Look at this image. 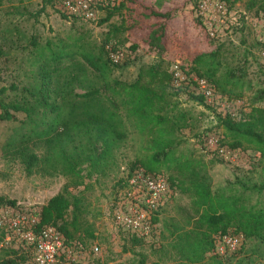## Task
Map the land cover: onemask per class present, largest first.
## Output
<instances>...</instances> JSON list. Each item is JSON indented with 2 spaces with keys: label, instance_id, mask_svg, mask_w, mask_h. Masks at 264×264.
Wrapping results in <instances>:
<instances>
[{
  "label": "trees",
  "instance_id": "trees-1",
  "mask_svg": "<svg viewBox=\"0 0 264 264\" xmlns=\"http://www.w3.org/2000/svg\"><path fill=\"white\" fill-rule=\"evenodd\" d=\"M7 1L0 0V6ZM167 1L123 0L115 7L104 9L105 17L99 25L109 22L115 14L122 15L123 11L152 23L147 28L139 19L129 25L123 20L120 24L110 23L99 41L90 40V34L86 32L69 38L72 45L60 41L40 44L35 37H30L26 50L32 61L31 68L35 69L30 73L31 82L20 90L15 85L0 87V121H14L15 115L20 113L24 115L20 128L25 129L21 134L15 130L14 136L3 147L4 154L19 159L28 175L39 171L50 174V170L59 169L81 183L84 166L86 176L90 177L105 174L113 164L114 150L127 137L124 122L127 119L139 133L147 136L156 133L161 138L155 142L157 153L153 160L160 162V157L169 160L175 144L170 136L180 129L172 116L178 101L184 98L215 110L196 93L192 82L184 88H172L171 64L164 62L165 54L172 50L178 53L174 59H187L189 63L186 67L181 66L182 71L187 76L205 79L215 96L229 101L243 100L246 91L253 90V79L248 78L247 72L248 51L238 59L236 49L210 38L199 18H195V37L198 39L192 38L190 47L204 39L209 43L203 52L194 53L189 47L184 57L180 49L186 46L178 34L190 26L173 16L175 10L165 8ZM219 1L230 7L244 3L246 12H264V0ZM165 9L169 10L163 12ZM61 17L67 19L64 14ZM71 20L82 19L74 17ZM136 29H146L143 41L151 50H156L157 59L140 65L131 79L121 72L133 65L135 58L125 54L122 62L113 63L106 46L111 44L113 50H125L126 47L130 51L136 50L138 46L130 42L129 36ZM6 34L13 36L9 29ZM15 34L19 35V32L16 30ZM259 45L264 51V41ZM0 56H6V53L0 51ZM77 90L82 92L77 93ZM73 92L74 101H71ZM254 100L257 103L264 101V87L256 91ZM216 122L222 130V147L233 151L252 150L264 158L263 106H253L246 119L236 120L228 114H217ZM208 133L213 131H205L199 136V142ZM29 143H40L45 149L44 155L34 154ZM199 166L186 160L176 167L179 175L185 178L180 181V190L191 199V213L186 216L189 228L176 233L178 243L175 246L182 258L188 262L202 260L215 250L216 239L225 235L264 241V205L259 201L251 202V195H261L264 185L248 186L236 180L213 190ZM136 167L133 164L131 170ZM139 167L148 173L162 175L160 168L150 170L143 162ZM166 179L174 184L173 177ZM7 203L0 196V207ZM84 212L81 196H69L65 192L57 194L41 208L38 229L54 226L70 246L74 245L78 232L93 240L92 224L84 217ZM130 238L133 243L143 240L133 235ZM14 263L6 260L0 264Z\"/></svg>",
  "mask_w": 264,
  "mask_h": 264
},
{
  "label": "rangeland",
  "instance_id": "rangeland-1",
  "mask_svg": "<svg viewBox=\"0 0 264 264\" xmlns=\"http://www.w3.org/2000/svg\"><path fill=\"white\" fill-rule=\"evenodd\" d=\"M198 1L168 0L165 3V8L175 10L173 16L179 22L190 26V29L180 30L178 34L186 46L180 49L183 56L189 49L192 38L198 39L195 37L194 26ZM55 2L56 0H9L0 6V51L6 53V56H0V87L15 85L20 90L31 82L30 73L35 69L31 68L32 61L26 50L30 37H35L40 44L60 41L72 45L69 38L74 39V34L85 32L90 34V40L99 41L110 23L120 24L123 20L129 25L139 19L146 28L152 23L138 18L136 14L129 16L124 11L122 15L115 14L109 22L102 25L98 23L105 17L104 12L95 21H73L61 17L55 8ZM222 21L220 39L215 41L230 44L231 48L237 50L238 59L248 51L247 72L248 78L253 79V90L246 91V96L240 103L230 106L235 111L236 120L246 119L253 106L264 107V101L257 103L254 100L256 91L264 87V51L259 45L264 41V12H246L244 3H236L231 7L227 6V13ZM7 29L10 33L13 32V36L8 37ZM16 30L19 35L15 34ZM130 34V42L136 43L138 47L134 51L126 47L125 54L135 58V62L121 73L133 79L139 66L156 61L157 54L156 50H151L143 41L146 29H136ZM5 36L8 39H4ZM208 43L204 39L190 48L194 53L203 52ZM70 50L74 51V48ZM176 54L177 50L168 52L164 56V62L172 66L178 61L186 67L189 64L187 59H174L178 56ZM66 62L69 63V60ZM12 95L11 93L10 96ZM70 100L74 101V92ZM217 114L218 111L180 99L172 114L180 128L174 136H170L175 142L173 154L169 160L160 157V162L152 157L157 153L155 142L161 138L156 133L150 136L139 133L125 119L127 137L114 150L113 164L105 174H93L90 177L86 176L87 168L84 166L81 183H77L78 180L72 175L62 174L59 169L50 170V174L39 171L28 175L19 159L3 152L4 145L11 140L16 129V133L25 132V129L20 128L24 115L16 114L15 120L11 122L0 121V196L8 201L0 207V213L7 210L12 216L25 214L34 217L57 194L65 192L69 196H81L85 208L84 217L92 224L95 239H87L82 232L75 234L74 264H264V241L259 239H242V245L235 252L219 256L214 250L198 262L183 259L175 246L178 243L176 233L189 228L186 216L191 213V199L180 190V181L185 178L179 175L177 165L186 160L194 165L200 164L201 173L207 176L213 190L236 180L248 186L264 185V158L259 153L236 149L234 162H220L199 142V136L205 131H213L222 137V130L217 127ZM28 147L37 156L44 155L45 149L40 143H29ZM141 162L150 170L157 171L160 168L162 176H171L175 180L173 185L169 183L170 190L164 205L153 217V222L154 218L157 221L153 224L152 235L133 243L130 235L114 222L113 210L119 192L118 182L126 177L133 164L139 167ZM256 201L264 205V192L259 196L254 193L251 195V202ZM69 218L70 215L67 216ZM1 233L0 230V263L13 260L14 264H30L32 250L29 246L17 240L8 241Z\"/></svg>",
  "mask_w": 264,
  "mask_h": 264
},
{
  "label": "built area",
  "instance_id": "built-area-1",
  "mask_svg": "<svg viewBox=\"0 0 264 264\" xmlns=\"http://www.w3.org/2000/svg\"><path fill=\"white\" fill-rule=\"evenodd\" d=\"M121 0H56L55 8L67 19L74 17L84 21H95L106 8L119 5ZM227 13V6L219 0H199L197 4V18L205 27L207 34L214 40L220 39L219 29L222 19ZM109 58L113 63H120L125 56V50H113L112 45L106 46ZM175 61L170 69L172 74V88L180 89L194 85L197 94L203 96L205 102L218 114L235 116L230 106L239 101H229L215 96L210 84L196 75L187 76ZM240 103V102H239ZM221 137L215 133H208L201 137V145L222 162L232 163L235 152L220 145ZM118 197L114 205L113 220L116 225L129 235L138 238H148L153 233V217L164 205L170 190V184L162 175L146 172L141 167L129 171L121 179L118 186ZM39 216L30 217L25 214L12 216L9 212L0 213V230L4 237L17 240L29 246L32 250L30 264H74V246L67 245L63 234L54 226H43L38 229ZM242 236L225 235L215 242V252L225 256L235 252L241 245ZM97 251V248H95Z\"/></svg>",
  "mask_w": 264,
  "mask_h": 264
}]
</instances>
